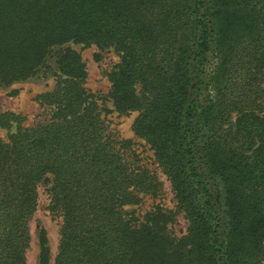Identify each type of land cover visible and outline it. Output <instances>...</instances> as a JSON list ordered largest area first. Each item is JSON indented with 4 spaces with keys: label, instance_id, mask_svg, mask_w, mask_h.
Masks as SVG:
<instances>
[{
    "label": "trees",
    "instance_id": "trees-1",
    "mask_svg": "<svg viewBox=\"0 0 264 264\" xmlns=\"http://www.w3.org/2000/svg\"><path fill=\"white\" fill-rule=\"evenodd\" d=\"M71 42L119 54L109 97L138 113L186 234L174 211L128 210L161 183L109 130ZM53 57L48 117L0 112V264H27L47 180L61 224L54 257L42 230L39 264H264V0H0V85Z\"/></svg>",
    "mask_w": 264,
    "mask_h": 264
},
{
    "label": "rangeland",
    "instance_id": "rangeland-1",
    "mask_svg": "<svg viewBox=\"0 0 264 264\" xmlns=\"http://www.w3.org/2000/svg\"><path fill=\"white\" fill-rule=\"evenodd\" d=\"M67 46L81 55L87 72L85 86L97 98L111 133L117 140L127 141L129 145L127 154L138 159L139 164L148 168L161 183V191L157 196L142 195L140 201L130 205L128 210L140 221H143L146 214L157 207L174 211L176 217L170 227L177 236L186 234L189 223L177 206L171 182L157 163L151 145L135 132L134 123L138 113L117 110L109 97L111 87L109 73L120 62L119 54L112 49H100L95 45L71 42ZM49 65V68L38 78L15 82L9 86L0 85V112L12 111L19 114L26 126L47 118V111L41 106L38 98L39 95L52 90L55 85L58 69L54 57ZM212 67L213 62L208 68L209 71ZM262 103L264 104V96ZM1 134L6 137L7 131L2 130ZM50 185L51 181L47 180L38 187V206L30 222L32 241L27 252V264H39L42 230L46 233L52 257L57 252L61 218L50 209ZM212 189L215 192V187Z\"/></svg>",
    "mask_w": 264,
    "mask_h": 264
}]
</instances>
